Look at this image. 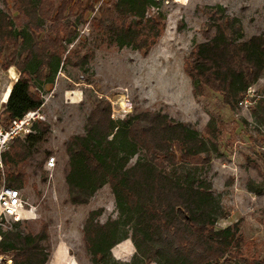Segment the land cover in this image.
<instances>
[{
  "label": "trees",
  "instance_id": "1",
  "mask_svg": "<svg viewBox=\"0 0 264 264\" xmlns=\"http://www.w3.org/2000/svg\"><path fill=\"white\" fill-rule=\"evenodd\" d=\"M0 0V68L14 67L12 85L2 114L6 122L41 108V91L54 83L65 67L87 73L97 50L131 48L147 56L165 30V15L153 12L155 0H109L92 20L95 37L64 56L63 43L76 35L68 15L78 20L92 7L76 1L65 15L63 0ZM204 41L183 61L194 97L205 90L218 95L235 111L264 74V34L244 39L243 25L221 5L202 8ZM49 23L46 31L45 26ZM10 50L5 54V51ZM264 112V98L253 115ZM225 132L210 119L203 131L174 122L160 110H145L112 118L108 101L99 99L88 112L84 132L64 145V183L68 202L86 205L104 186L114 198L117 217L100 222L102 210L91 211L82 227V240L91 264H264L252 251L240 222L217 229L227 213L214 192L209 172ZM51 135L37 121L32 132L15 139L3 154L4 185L22 190L30 179L44 182L43 165L50 152L43 148ZM250 193L260 195L253 182ZM34 221L13 223L0 232V256L12 264H47L51 254L47 226ZM130 240L135 252L119 261L111 251Z\"/></svg>",
  "mask_w": 264,
  "mask_h": 264
},
{
  "label": "rangeland",
  "instance_id": "2",
  "mask_svg": "<svg viewBox=\"0 0 264 264\" xmlns=\"http://www.w3.org/2000/svg\"><path fill=\"white\" fill-rule=\"evenodd\" d=\"M63 0H57V6ZM68 3L65 15L77 0ZM84 8L97 7L100 0H78ZM101 4L91 17L89 10L78 20L76 11L68 15L76 35L71 44L63 43L64 56L78 50L84 42H93L95 32L92 20L108 4ZM153 12L165 15V30L147 56L131 48L122 50H97L87 73L65 67L51 88H43V104L40 113L50 126L51 135L43 148L54 158V167L43 165L45 181L39 176L31 178L21 191L29 211L22 221H34V225L47 226L51 254L47 264H91L82 240V227L91 211L102 210L100 222L115 219L114 198L108 186L100 189L86 205L76 206L68 202L64 175L67 156L65 142L72 135L84 132L85 117L96 101L104 99L112 108V118L145 110H160L174 122H185L203 131L210 119L221 121L225 132L219 140V154L211 163L210 178L214 192L219 196L227 216L219 220L216 228L223 229L240 222L241 233L252 243V251L264 255V112L253 111L264 98V74L252 86L249 105L239 106L235 111L224 107L221 98L207 90L194 97L190 80L183 71V61L196 44L204 41L202 8L221 5L227 14L237 17L244 31V39L264 34V0H155ZM7 4L11 6V1ZM3 5L0 3V9ZM86 21L89 25L86 26ZM49 23L46 24V31ZM10 50L5 51V54ZM7 70L0 68V117L7 90L13 79ZM79 88L81 100L65 98L63 92ZM246 95V97H247ZM124 105V106H123ZM121 107L122 108L121 110ZM48 157V158H49ZM253 182L261 194L250 193L248 184ZM7 227L4 231L10 230ZM119 261H129L134 254L133 245L123 242L111 251ZM0 264H12L10 257L0 256Z\"/></svg>",
  "mask_w": 264,
  "mask_h": 264
},
{
  "label": "built area",
  "instance_id": "3",
  "mask_svg": "<svg viewBox=\"0 0 264 264\" xmlns=\"http://www.w3.org/2000/svg\"><path fill=\"white\" fill-rule=\"evenodd\" d=\"M105 2L106 0H100V4L94 7L90 16L93 17L98 12L101 4ZM88 25L89 21H86V26ZM250 97L251 95H247V97L239 103V106L249 105L248 98ZM122 108L124 107H121V110ZM42 119L43 117L39 109L28 112L21 119L6 123L5 125L0 117V232H4V230L7 227H11L13 223L22 222V220H24V214L29 211V205L22 191L4 185L6 169L2 156L8 151L15 139L30 134L32 132V125ZM45 164L47 169L51 170L54 167V158L49 157Z\"/></svg>",
  "mask_w": 264,
  "mask_h": 264
},
{
  "label": "crops",
  "instance_id": "4",
  "mask_svg": "<svg viewBox=\"0 0 264 264\" xmlns=\"http://www.w3.org/2000/svg\"><path fill=\"white\" fill-rule=\"evenodd\" d=\"M6 72H7V76H9V74H10V77L13 79V83H15L16 80H17L18 77H19V73H18V71H17L14 67H10ZM58 73H59V72H58ZM54 83H55V81H54ZM54 83H53V84H54ZM53 84H51V85H47V86H45V87H47V88H51V86H52ZM10 90H11V88L7 90V93L5 94V98L3 99V101H1V103L4 104V105H5L6 102H7V99H8V97H9V93H10ZM63 96H64L65 98H70L71 100L78 102V101L81 100L82 92H81V90H80L79 88L72 89V90H65V91L63 92ZM39 110H41V108H40ZM123 242H126V243L130 242V243L132 244V242H131L129 239H128V240H125V241H123ZM123 242H122V243H123ZM132 245H133V244H132ZM133 247H134V246H133ZM134 252H135V248H134Z\"/></svg>",
  "mask_w": 264,
  "mask_h": 264
}]
</instances>
